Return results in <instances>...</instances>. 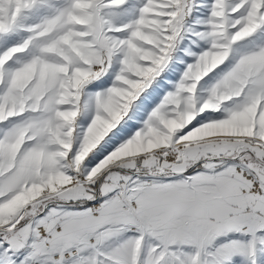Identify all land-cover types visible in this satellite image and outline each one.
<instances>
[{
  "label": "snow or ice",
  "instance_id": "6c2138e0",
  "mask_svg": "<svg viewBox=\"0 0 264 264\" xmlns=\"http://www.w3.org/2000/svg\"><path fill=\"white\" fill-rule=\"evenodd\" d=\"M0 264H264V0H0Z\"/></svg>",
  "mask_w": 264,
  "mask_h": 264
}]
</instances>
